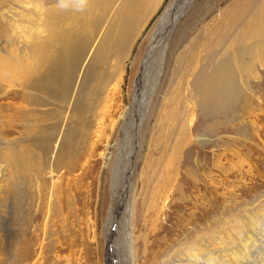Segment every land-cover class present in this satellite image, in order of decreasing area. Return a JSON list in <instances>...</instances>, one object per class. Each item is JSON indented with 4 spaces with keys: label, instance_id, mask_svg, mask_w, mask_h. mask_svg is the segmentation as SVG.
<instances>
[{
    "label": "rangeland",
    "instance_id": "rangeland-1",
    "mask_svg": "<svg viewBox=\"0 0 264 264\" xmlns=\"http://www.w3.org/2000/svg\"><path fill=\"white\" fill-rule=\"evenodd\" d=\"M173 1H160L132 44L122 70L111 67L113 79L91 117L76 170L43 174L34 178L32 186L20 176L11 189L6 188L4 147L19 137L26 115L19 107V80L14 79L7 93L0 91V264H125L126 254L115 246L118 232H123L116 220L123 217L128 221L130 260L134 256L135 264H169V256L183 257L184 247L197 239L198 230L212 233L231 227L235 231V226L245 224L253 211L264 206V150L256 147L251 165L230 166L231 154H226L222 169L215 167L214 155L221 148L218 139L231 142V148L241 154L254 150L258 143L250 146L242 136L223 132L225 127L216 129V136L206 133L193 85L208 52L236 33L234 10L250 0H189L178 25L154 48H163L162 56H152L143 96L144 79L137 85L142 65L157 24L166 22L170 10L164 12ZM39 4L48 9L65 5L59 0H0V52L21 46L19 26ZM138 86L144 98L137 132L131 106ZM131 133L135 138L129 144ZM59 181L63 184L56 188ZM126 203L129 212L122 217ZM263 236L264 231L252 236L256 244H250L260 253H264ZM108 237L116 249L113 255Z\"/></svg>",
    "mask_w": 264,
    "mask_h": 264
},
{
    "label": "bare ground",
    "instance_id": "bare-ground-1",
    "mask_svg": "<svg viewBox=\"0 0 264 264\" xmlns=\"http://www.w3.org/2000/svg\"><path fill=\"white\" fill-rule=\"evenodd\" d=\"M153 1L87 0V4L82 5L76 0H67L64 6L48 9L39 4L37 9L28 12L27 22L19 26L21 46L9 53L0 52V91L6 92L14 84V79L19 80V107L26 115L19 137L8 140L2 150L6 188L11 189L20 176L31 185L36 182L34 178L43 177V174L52 176L61 169H65L66 173L76 170L80 159L77 155L84 147L91 117L103 97L106 85L113 79L111 67L119 68V72L122 70V63L132 44L161 0L156 5ZM188 3L189 0H174L164 12L170 10L169 15L165 16L166 22L161 25V21L158 22L137 83L140 85L144 79L141 94L144 93L149 69L154 62L152 56L157 53L160 56L156 58L162 56L163 48L159 50V46L178 25ZM245 5L234 10L236 33L228 42L221 40L218 47L208 52L193 85L198 95L202 129L206 133L216 136L219 134L216 129L225 127L223 132L230 131L242 136L250 146L254 145L253 142L258 144L254 145V150L249 149L242 155L234 147L231 148V142L218 139L217 147L227 153L216 149L213 160L215 167L224 162L222 160L226 154H231L228 162L230 166L251 165L254 155H257L256 147L264 150V0H250ZM156 45L159 46L154 51ZM140 86L135 90V104L131 106L134 116L138 118H135L134 127L140 120L144 98V94L141 96L138 92ZM137 128L138 125L136 131ZM134 138L131 133L129 144ZM134 148L129 153L131 159ZM130 165L131 160L127 173ZM24 179L20 180L24 183ZM58 183L61 184L59 181L56 186L52 185L57 188ZM42 204L44 206V201ZM127 204L121 210L122 217L129 212ZM262 221L264 206L253 211L245 224L233 227L234 232L231 227L213 230L212 233L208 232L210 230H198L195 233L197 239L184 247L183 257L174 259L169 256V264H264V253L250 246L256 244L254 239L251 241L252 236L263 234L264 226H260ZM116 222H119L120 228L123 227V232H118L120 240L115 246L126 254L125 264H135L134 256L130 260L126 234L128 221L123 217L120 221L117 218ZM243 237L247 241L243 242ZM107 239L113 255L116 249L111 247L109 237Z\"/></svg>",
    "mask_w": 264,
    "mask_h": 264
},
{
    "label": "clouds",
    "instance_id": "clouds-1",
    "mask_svg": "<svg viewBox=\"0 0 264 264\" xmlns=\"http://www.w3.org/2000/svg\"><path fill=\"white\" fill-rule=\"evenodd\" d=\"M61 4H64L67 2V0H60ZM77 3L82 4V5H86L87 4V0H76Z\"/></svg>",
    "mask_w": 264,
    "mask_h": 264
},
{
    "label": "water",
    "instance_id": "water-1",
    "mask_svg": "<svg viewBox=\"0 0 264 264\" xmlns=\"http://www.w3.org/2000/svg\"><path fill=\"white\" fill-rule=\"evenodd\" d=\"M136 149H137V147H136Z\"/></svg>",
    "mask_w": 264,
    "mask_h": 264
}]
</instances>
